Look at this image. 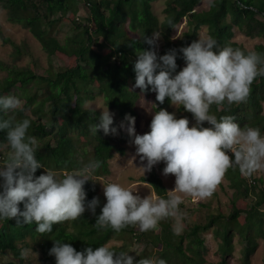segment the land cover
<instances>
[{
  "label": "trees",
  "instance_id": "obj_1",
  "mask_svg": "<svg viewBox=\"0 0 264 264\" xmlns=\"http://www.w3.org/2000/svg\"><path fill=\"white\" fill-rule=\"evenodd\" d=\"M156 1L0 0V9L6 12L9 22L28 30L50 62L58 55L75 57L76 60V64L69 67L56 71L51 68L47 75H39L30 67L18 68L0 61V70L6 72L0 79V95L18 97L23 108V111L16 110L8 115L17 120L31 119L29 134L38 140L36 157L48 168L65 172L80 169L89 161H101V167L92 175L93 180L84 185L85 203L93 197L100 199L96 215L86 210L81 218L55 224L53 232L44 235L35 231V223L18 225L15 219L0 220V264H55L54 256L49 255L53 239L71 243L78 251L121 240V246H112L117 251L131 250L135 244L144 247L136 260L151 259L148 248L160 247L155 257L157 261L163 259L165 264H206V233L212 234L218 242L217 252L222 259L214 264H228L236 251L237 236L242 244V262L250 264L259 240H264V178H255L254 183H250L253 175L242 176L238 168H230L224 175L230 189L234 190L231 210L228 213L213 211L205 218L192 211L184 215L182 223L185 225L180 235L173 234V218L160 221L157 230L146 232L140 231L138 226H129L120 233L111 229L97 230L93 226L106 203L97 195L96 181L109 174L108 161L115 154L124 155L125 144L131 138L120 127L116 135H105L102 129L93 134L90 125L99 122L101 113L93 112L86 104L102 97L106 108L115 112L126 126V115L138 119L141 91L130 85L135 82L136 52L149 47L142 40L144 35L151 36L154 30L160 31L163 45L159 55H163L169 49L190 45L206 28L208 36L216 39L220 47L231 46L264 56V0H213L207 10L197 9L204 0H165L163 20L153 10ZM81 3L88 11L85 22H79ZM184 20L187 21L186 30L179 39H173V31ZM64 21L66 35L60 39L57 32L64 27ZM237 33L258 39L259 43L248 50L234 41ZM0 38L10 42L1 27ZM13 45L18 48L15 43ZM183 62L181 53L177 57V72ZM251 88L246 103L222 105L219 110L213 105L210 111L217 118L231 115L242 127H258L264 134V76L257 77ZM151 93L144 92L145 95ZM158 104L157 111L171 105L168 98ZM180 111L189 118L191 126L194 121L192 113L182 107ZM117 125L115 118L113 126ZM204 126L209 125L204 122ZM3 136L4 132H0V141ZM44 171L40 168L36 175ZM140 181L150 184L156 195L167 197L168 190L156 170H151ZM242 200L251 203L244 206ZM183 207L181 204L180 211L184 214ZM32 248H38V251ZM6 255L13 259L5 260ZM36 255L40 257L36 258ZM130 255L135 254L130 252Z\"/></svg>",
  "mask_w": 264,
  "mask_h": 264
},
{
  "label": "clouds",
  "instance_id": "obj_2",
  "mask_svg": "<svg viewBox=\"0 0 264 264\" xmlns=\"http://www.w3.org/2000/svg\"><path fill=\"white\" fill-rule=\"evenodd\" d=\"M160 37L156 30L151 36L142 37L149 47L136 52L132 87L141 93L155 92L160 104L168 98L177 109L182 107L192 113L195 122L190 126L188 117L178 118L176 112L161 108L151 119L150 131L141 135L136 133L134 116L126 115L125 121L126 131L136 146L135 154L146 162L140 168L145 173L164 162L162 173L174 175L175 187L164 198L156 195L149 184L155 194L141 197L134 194L133 188L118 182L103 183L106 203L93 225L97 230L120 233L129 226H138L146 232L157 230L160 221L173 218V234L180 235L184 219L181 194L194 198L211 196L230 168H238L245 177L264 171L261 130L242 127L231 115L217 118L210 111L213 105L219 110L222 105L247 102L254 80L264 76V56L231 46L220 47L211 36H199L188 46L158 55ZM181 53L186 64L177 72ZM100 108L103 111L99 122L90 125V131L96 134L102 129L105 135L118 134L113 126L114 113L108 107ZM16 110L23 111L18 97L0 95V132H4L0 150H9L7 157L5 151L0 152V220L15 219L18 225L35 223V231L44 235L52 233L55 224L81 218L86 210L96 215L100 199L93 197L85 203L84 185L93 180L101 161H89L80 169L65 172L46 167L36 157L38 140L29 134L31 119L17 120L8 115ZM204 122L209 126L205 127ZM119 127L125 128L123 121ZM40 168L45 172L36 175ZM53 240L49 255L54 256L55 264H165L163 259L136 260L130 255L133 251H117L106 243L78 251L71 243Z\"/></svg>",
  "mask_w": 264,
  "mask_h": 264
},
{
  "label": "rangeland",
  "instance_id": "obj_3",
  "mask_svg": "<svg viewBox=\"0 0 264 264\" xmlns=\"http://www.w3.org/2000/svg\"><path fill=\"white\" fill-rule=\"evenodd\" d=\"M213 0H204L201 5L197 8L198 10H207L209 9L211 2ZM165 8V0H158L153 4V10L155 14L160 18V20H163L164 14L163 10ZM79 9L81 11L80 15V21L79 22H85L86 16L88 14V11L86 7L81 3L79 5ZM71 19V15H68ZM64 27H62L58 32L57 36L60 39H63L66 35V21L62 23ZM0 27L2 29L3 35L10 39V42H5L0 38V61L3 63H6L7 65H15L18 68H27L30 67L34 69L37 74L39 75H47L48 71L51 72V68L53 71L58 70L61 67H69L76 64L75 57H66L64 55H58L54 58V61L50 62L51 59L47 56V54L43 51L41 45L38 43V41L32 36V34L22 28L21 26L9 22L6 12L3 9H0ZM187 28V21L184 20L178 27L175 28V30L172 33L173 39H179L182 36V33ZM201 37H207L208 36V30L206 28H203L200 32ZM234 41L242 44L245 46L248 50H252L254 46L259 43L258 39H250L242 35L241 33H237ZM13 43L17 45L16 48ZM163 42L161 39L158 40V47L156 49L158 55L160 53V50L162 48ZM186 62H183L182 68L185 66ZM6 75V72H3L0 70V79ZM1 81V80H0ZM133 84L130 85L132 87ZM138 89V88H136ZM159 104L158 101H156V93L152 92L150 95H145L144 93H141V98L138 102L137 111H138V119L135 120V129L137 134H144L150 131V122L157 111ZM87 108H94L96 111L102 113L103 109L100 107H103L106 109V106L104 104V100L102 97H98L95 100L89 101L86 104ZM181 108L177 109L174 105L168 106L167 110L169 112H176L177 117H181L184 115L182 111H180ZM110 111V110H109ZM112 112V111H110ZM114 113V119L117 118V128L121 124V120L119 117H117ZM195 121H192L194 123ZM124 132L126 131V125L123 129ZM126 151L124 155L115 154V156L108 161L109 164V174L103 175L101 177H98L96 181V192L97 195L102 197L106 200V198L103 195V183L108 182H118L122 184L125 187H131L133 188L134 194H139L141 197H145L152 194H155L152 188L148 183L140 181V178L148 176L150 171L145 172L142 168H140L143 163L135 154V145L131 142V140L125 144ZM5 151L6 157L8 153V149H2L0 152ZM93 152V151H91ZM92 154V153H91ZM4 161V160H3ZM1 161V162H3ZM165 167L164 162H160L157 165L153 166L152 170H156L161 178L164 181V185L167 187L168 191L172 190L175 187V177L172 174H169L167 176L163 175L162 169ZM45 172V171H44ZM43 172V173H44ZM255 176L258 178L263 177L264 178V171H258L256 172ZM234 190L230 189L229 182L223 177L221 183L216 187L214 192L211 196L208 197H192L191 195L187 194H181L184 197L183 200V212L184 215L187 216L190 212L196 211L197 216H200L201 218H205L210 212L213 211H220L222 213H228L231 210L232 207V197H233ZM247 203H251L250 200L243 201L241 204L244 206L247 205ZM246 204V205H245ZM192 216H195V213L192 214ZM192 216H189L188 218L191 219ZM194 218V217H193ZM243 218V217H241ZM185 225V224H184ZM183 225V226H184ZM211 232V231H210ZM204 238L206 240V264H214L219 263L221 261V256L217 252L218 249V242L216 241V238L212 234L206 233L204 235ZM239 237L237 236L235 239L236 244V251H234L232 257L229 258L228 264H243L242 262V244L238 240ZM123 242L121 240L119 241H111L108 245H118L121 246ZM34 246V245H33ZM33 250L38 251L37 249L32 248ZM132 253H134L135 258L138 257L135 252H138L139 255L143 253L144 247L135 244L131 248ZM160 251V247L153 248L149 247L147 252H151L150 254L151 259L157 261L155 256H158V253ZM40 255H36V258H39ZM13 257L11 255H6L5 260L10 261ZM264 259V240H259V247L257 250L253 252L251 255L250 264H262Z\"/></svg>",
  "mask_w": 264,
  "mask_h": 264
},
{
  "label": "built area",
  "instance_id": "obj_4",
  "mask_svg": "<svg viewBox=\"0 0 264 264\" xmlns=\"http://www.w3.org/2000/svg\"><path fill=\"white\" fill-rule=\"evenodd\" d=\"M255 174H256V173L253 174V176L251 177V179L249 178V179H250V183H254L255 178H257V177L255 176Z\"/></svg>",
  "mask_w": 264,
  "mask_h": 264
},
{
  "label": "crops",
  "instance_id": "obj_5",
  "mask_svg": "<svg viewBox=\"0 0 264 264\" xmlns=\"http://www.w3.org/2000/svg\"><path fill=\"white\" fill-rule=\"evenodd\" d=\"M257 177V176H256ZM258 178V177H257ZM151 187V186H150ZM153 190V189H152ZM183 205V204H182ZM184 206V205H183ZM193 212H195V211H193Z\"/></svg>",
  "mask_w": 264,
  "mask_h": 264
}]
</instances>
